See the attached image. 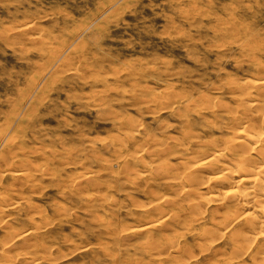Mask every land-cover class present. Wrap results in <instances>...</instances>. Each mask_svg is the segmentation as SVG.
<instances>
[{"label":"rangeland","instance_id":"rangeland-1","mask_svg":"<svg viewBox=\"0 0 264 264\" xmlns=\"http://www.w3.org/2000/svg\"><path fill=\"white\" fill-rule=\"evenodd\" d=\"M25 21L51 45L18 35L12 27ZM0 32V130L23 116L16 142L38 149L26 159L44 169L24 195L15 182L0 188L8 202L29 198L4 208L2 225L13 227L0 228V246L14 229L42 235L1 264H254L231 259L222 231L215 239L187 225L218 205L202 189L190 198L196 187L181 188L179 177L207 148L196 134L225 132L236 82L264 77V0H0ZM68 47L60 65L57 51ZM76 67L80 77L70 75ZM165 194L180 198L157 199Z\"/></svg>","mask_w":264,"mask_h":264},{"label":"bare ground","instance_id":"bare-ground-1","mask_svg":"<svg viewBox=\"0 0 264 264\" xmlns=\"http://www.w3.org/2000/svg\"><path fill=\"white\" fill-rule=\"evenodd\" d=\"M100 16H101V14H100ZM36 18H38V17H36ZM27 22L28 21H25V23H23L21 25H18L15 27L11 26V27L15 30V32L18 35H21L29 43L39 44V45H41V48H45V47H48L49 45H51L50 44L51 42H49L50 40H48V41H47V39L45 40L44 39L45 37L43 36L44 37L43 38L36 31L34 33H32V32L30 33L31 29H30V26ZM87 29L86 30L84 29L85 32L87 31ZM79 34H81V33H79ZM0 35H1V32H0ZM2 35H4L3 32H2ZM2 35L0 37H2ZM14 43H17V42H14ZM18 43H20V42L18 41ZM20 47H22V46H20ZM23 49H25V46ZM70 52H71V49L69 47L66 49H61V50L59 49V51H57V55H56L57 58H63L60 65L66 64V63H64L65 58H71L68 56V55L71 56V54H69ZM54 60L55 59H53V60L49 59L48 60L49 65H52ZM70 69L71 70L69 72H70L71 76L80 77L79 76L80 71H78L77 67L76 68H70ZM88 70L89 69H87V71H85V73H87ZM88 76H87V78H88ZM260 77L261 76H259L257 80L256 79L255 80L244 79V82L241 84H238V85H237L238 81L236 82V85H234L233 88H237L239 90L238 93H240L239 94L240 98L238 100L239 102L237 103L236 107L232 106L233 108L231 107L230 110L229 109L226 110V111H228V116H230V117H227L229 121L227 123H225L226 125L221 127V129L226 128L225 132L219 136L211 135L210 136L211 139L205 140V141L200 140V139H202V136L204 134L202 135L200 133V137H199V135L195 133L197 136L194 135L195 136L194 138H197L198 140H196L194 142L199 144V145L202 144V146H204V147H207L206 150H204L201 154L196 156L197 158H199L201 156L198 160H197V158L193 157V161L195 162L194 163L195 165H192L190 167L188 162L186 163V165L188 164L190 168H188V170L186 172L184 171V174H182L183 171H182V173H180L183 176L178 174V172L181 170H178L177 172H175V174L177 173L176 175H180V177L177 176L176 179L180 178L181 188L182 187L184 188L186 186L187 181H189L188 184L190 183V186L194 185L196 187V189H194L192 191H190V189L188 191L185 190V192L188 193L187 195L191 196L190 198H192V195L194 196L195 193H197L200 189H202V190H205L206 192H208L210 194L211 202H213L219 206V207L217 206L215 208V206H216L215 205L213 209L208 210L207 208H205L203 206V204H201L202 201H201V203H200V201H199V203L197 201H195V203L191 202L193 205H191V203H190V205H191V207L194 208V210H197L198 207H199V209H201L203 207L205 209H203V211H201L199 217L197 216V217L192 218V219L189 218L190 220L188 219L187 222L185 220L187 225H189V226L191 225V226H195V227L199 226V228H200L199 233L200 234H204V235H207V234L210 235L211 234V235H213V238L215 237V235H217V237H219V238L220 237L222 238L223 235H224V237L226 236L227 239H225V240H227V245L229 243V245L231 247V251H232L230 253V255L231 254L233 255V256H231V259H233L232 257H234L236 260V259L242 258L244 256H247V257L251 258V260L254 264H264V77H261V78ZM38 84H40V83H38ZM232 84H233V82H232ZM167 87H169V86H167ZM256 90L259 91L260 93L259 92L256 93ZM95 95H96V93H95ZM162 96H163V94H162ZM159 97H160V95H159ZM165 97L168 98L169 96H165ZM43 99H44V97H43ZM218 103L220 104V102H218ZM217 107L218 106H216L214 109L217 110ZM221 108H223V107H221ZM2 128L4 129L5 125ZM23 128H24V122H23V116H22L20 119V122L12 129L11 132H9L8 128H6L4 130H2V129L0 130V188H4V191H5V188L7 189L9 184H11L12 182H15V183L19 184L18 188H20V191L18 189H17V191H19V193L22 195H24L23 193L26 189L25 187H31V190L34 187V183L31 184V181H32L31 177L33 175V172H35L37 170V173L40 171L39 173L42 174V171H44V169L41 170V168H39V167H37L38 168L37 169L33 165L34 164L33 161H32L33 164H31V161L28 162V159H26L27 155L29 156V154H33V153L37 152L38 149L37 150L36 149H26V146L24 145L23 142H18V143L16 142V138H19L17 136H18L19 132L21 130H23ZM188 130H189V132L187 134L189 135V133L191 134L192 129L190 131V129L188 128L186 131H188ZM184 134H186V133H184ZM191 137H188V138H191ZM173 139H174V137H173ZM182 139H180L179 143H182ZM119 141H120V139H119ZM162 141H164V140H162ZM160 143H161V140H160ZM162 145H163V142H162ZM182 145H184V144L182 143ZM186 146H188V143L186 144ZM165 152H166V150H165ZM162 153H164V152H162ZM192 156H195V155H192ZM110 161H112V160H110ZM144 161H145V159H144ZM202 161L204 162V164L206 166L204 169H201V168H203L200 164V162H202ZM72 162H74V161H72ZM180 163H182V162L180 161ZM173 164H175V163H173ZM157 166H160V165H157ZM165 166H166V164H165ZM172 166H174V165H172ZM184 167H185V164H184ZM43 168H44V166H43ZM172 168H170V169H172ZM181 168H183V167H181ZM200 169H201V171L205 170V173H206V174H204L205 176L201 175ZM161 170H162V168H161ZM173 170H175V169H173ZM99 171H101V170H99ZM148 171H150V170H148ZM165 171H166V169L164 170V172ZM88 172H90V171H88ZM78 176L80 177L79 174H78ZM174 176L175 175H173L172 179L174 178ZM169 177L171 178V176H169ZM15 183H13L14 187H15ZM191 183H193V184L191 185ZM179 185H178V187H180ZM194 186H192V187H194ZM14 187H12V189ZM78 188H80V187L78 186ZM96 188H99V187H96ZM187 188H188V185H187ZM175 190L177 191V189H175ZM6 192L9 193L8 190H6ZM1 195H0V205H1L0 208L3 207L0 209L1 213L4 212V208H7V207H9L10 210L11 209L12 210H15V209L20 210V208L23 209L28 202L27 200L29 199L28 198L26 200L25 197H23L21 195L22 197L20 196L18 201H14L12 199L14 202H8L7 200H9V199L6 198L7 199L6 200V199H4L5 197H3ZM10 195H12V194H10ZM166 195L167 194L162 195V196L159 195L160 197H158L157 199H159L160 201L163 199L164 200H166V199L167 200L168 199L174 200V197H176L175 201H177V199L180 198L178 196H175V195H179V193L175 194V195L174 194H172V195L168 194L167 196ZM185 195H186V193H185ZM200 196L202 197V195H200ZM184 197L186 199L188 196H183L182 200L180 199L179 202L180 201L182 202L183 200H185ZM194 197H196V196H194ZM10 198H13V197H10ZM205 200H208L206 202L209 203V198L204 199V201ZM175 201H173V202H175ZM172 204H174V203H172ZM194 204H196L198 207H196V205H194ZM198 204L202 205L203 207L202 206L200 207V205H198ZM206 204H204V205L207 206ZM32 205H31L33 207L32 210L34 211V208H35L34 206L37 204H35V205L32 204ZM194 206L197 209H195ZM142 207L143 206L141 205V208ZM35 209H37V208H35ZM44 209H45V207H44ZM30 210H29V212H30ZM66 210H68V209H66ZM191 210H193V209H191ZM222 210H225V211H222ZM37 211H36V213H37ZM36 213H33V214H36ZM61 213H63V211H61ZM190 213H191V211L189 212V214ZM180 214L181 213H179V215L177 214V216H183L184 215V214H182V215H180ZM2 215H3V213L0 214V228H3V226H4L3 229L5 230L9 227L11 228V226L13 227V224L11 223V221H10V224L8 221V222H6L8 224L2 225L3 224L2 221L4 219V215L3 216ZM6 215L7 214H5V216ZM8 215H10V214H8ZM193 215H195V214H193ZM160 219H161L160 221L156 222L157 224H159V222L165 221L163 218H160ZM161 224H163V223H161ZM148 225L149 226L150 225L155 226V223L154 224L147 223L146 227ZM16 227L17 226H14V228H16ZM14 230H13L14 233L12 235H9V236L7 235L9 238L7 237L8 240L4 243V245L0 246V256L4 255L6 252H8V250H10V248H12V246H16L15 247L16 249H18V248L20 249V247L27 246L32 241H34L36 243L39 241V239L42 238L41 233L39 231H37L35 229V227L34 228L29 227L27 229L23 228V230H22V228L17 229V230L14 229ZM218 230L222 231V236L218 234ZM210 231L212 233L215 232V234L210 233ZM220 231H219V233H221ZM11 233H9V234H11ZM174 238L172 237V239H174ZM203 238H204V236H203ZM209 238H207V239H209ZM215 239H216V237H215ZM3 241H4V239H3ZM213 242H211V243H213ZM168 245L166 246V244H165V246L168 247V249H169L170 247ZM176 245H178V244H176ZM209 245H211V244L208 243L204 247L203 250H207V248H209ZM14 251H16V250H14ZM24 255H25V253H24ZM28 255H29V253H28ZM222 256H225V255L222 254ZM43 258H46V257H42L41 259H43ZM30 263H32V262L30 261ZM239 264H242V263H239Z\"/></svg>","mask_w":264,"mask_h":264}]
</instances>
